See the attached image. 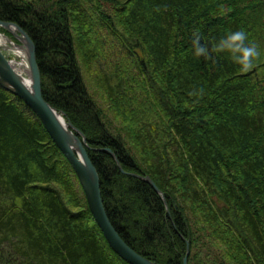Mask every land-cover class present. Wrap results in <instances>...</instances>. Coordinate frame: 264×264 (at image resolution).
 <instances>
[{
  "label": "trees",
  "instance_id": "1",
  "mask_svg": "<svg viewBox=\"0 0 264 264\" xmlns=\"http://www.w3.org/2000/svg\"><path fill=\"white\" fill-rule=\"evenodd\" d=\"M0 20L33 40L44 97L82 127L131 248L158 264H183L188 245V264H264V0H0ZM241 31L258 53L246 64L220 47ZM75 180L0 86V264H129Z\"/></svg>",
  "mask_w": 264,
  "mask_h": 264
},
{
  "label": "water",
  "instance_id": "2",
  "mask_svg": "<svg viewBox=\"0 0 264 264\" xmlns=\"http://www.w3.org/2000/svg\"><path fill=\"white\" fill-rule=\"evenodd\" d=\"M0 26L5 27L10 31H12L13 28L17 30L18 34L13 33L20 42L16 47L22 49L25 53V59L30 72V76L28 77L32 82L31 89H29L23 81H21L16 71L11 67V62L0 50V85L22 99L27 106L36 113L53 140L57 142L59 148L69 159L86 191L91 214L112 249L129 264H157L132 249L121 238L111 223L101 198V182L99 174L84 146V142L86 141H82L79 134L71 132L70 127L67 124L66 127L68 129L63 128L61 122L57 119V116L54 113L53 107L43 96L42 76L37 62L36 46L33 40L19 25L15 23L3 22L0 20ZM67 130L70 133H73L72 135L77 140L76 144L71 143V138L69 137ZM132 175L143 178L154 187L161 197H163L162 191L149 176L143 177L135 174ZM185 264H187L186 260Z\"/></svg>",
  "mask_w": 264,
  "mask_h": 264
},
{
  "label": "bare ground",
  "instance_id": "3",
  "mask_svg": "<svg viewBox=\"0 0 264 264\" xmlns=\"http://www.w3.org/2000/svg\"><path fill=\"white\" fill-rule=\"evenodd\" d=\"M0 42H3L2 41V38L0 37ZM1 46V45H0ZM16 50L18 51V49L16 48ZM10 62H11V67L16 71V73H17V75L19 76V78L21 79V81H23V83L29 88V89H31V85H32V82H31V80H30V78L29 77H25V76H23V73L24 72H27L28 73V75L30 76V72H29V68H28V65H27V63L26 62H19L18 60H16L15 58L13 59V60H9ZM1 86V85H0ZM2 87V86H1ZM3 88V90H5L7 93H9V94H13L10 90H8V89H5L4 87H2ZM14 95V94H13ZM43 96H44V94H43ZM45 98V97H44ZM92 99H95L94 98V96H92L91 97ZM46 99V98H45ZM22 100V99H21ZM47 101V100H46ZM47 102H49V101H47ZM49 104H51L50 102H49ZM51 106L53 107V109H54V113H55V115L57 116V119H59V121L61 122V125L63 126V128H65V129H68L67 127H66V124L70 127V131L71 132H73V133H77V134H79L80 136H81V140L83 141V140H85L86 142H84L85 143V149H87V151H88V146H89V143H88V140H87V136L85 135V133L82 131L83 129H82V127H80V125L79 124H77V123H75V125L72 123V121L70 120V119H68L66 116H65V111L64 110H60V109H58V108H56L55 106H53L52 104H51ZM67 132L69 133V137L71 138L70 140H71V143L72 144H76V142H77V140H76V138L72 135L73 133H70L68 130H67ZM114 133V132H113ZM115 134V133H114ZM73 141V142H72ZM54 142V144L57 146V148H59V145H57V142H55V141H53ZM73 146H75V145H73ZM59 150L62 152V150L59 148ZM92 150H94V151H102V152H108V153H110L111 154V156L114 158V160H115V163H116V165L118 166V167H120L121 168V162H120V160H119V158H118V156H117V154L111 149V148H101V149H96V148H94V149H92ZM63 153V152H62ZM64 154V153H63ZM89 154V153H88ZM65 155V154H64ZM90 156V155H89ZM65 157H66V155H65ZM67 158V157H66ZM67 160L69 161V159L67 158ZM92 161V160H91ZM69 163L71 164V162L69 161ZM93 163V162H92ZM94 165V164H93ZM71 166H72V168H73V165L71 164ZM74 169V168H73ZM122 169V168H121ZM123 170V169H122ZM74 172H75V174H76V176H77V178H78V180H75L74 181V183H75V185H76V187L77 186H79V187H81L82 188V190H83V192H84V195H85V197L87 196L86 195V191H85V189H84V187H83V185H82V183H81V181H80V179H79V177H78V174H77V172L74 170ZM97 172H98V170H97ZM125 172V171H124ZM125 173H127V172H125ZM98 174H99V172H98ZM128 175H131V173H129ZM135 175H138V174H135ZM140 176V175H139ZM137 178H139V177H137ZM141 180H143V181H145L143 178H140ZM147 182V181H146ZM148 183V182H147ZM148 184H150V183H148ZM151 185V184H150ZM152 186V185H151ZM153 187V186H152ZM154 188V187H153ZM155 190V189H154ZM156 191V190H155ZM157 192V191H156ZM158 193V192H157ZM101 198H102V200H104L103 199V194H102V190H101ZM86 199H87V197H86ZM162 199H163V202H164V205H165V208H166V210L169 212L170 211V208H169V206H168V203H167V201H166V199H165V196H164V194H163V197H162ZM88 202V201H87ZM103 205H104V207H105V203H104V201H103ZM89 206V205H88ZM90 209V208H89ZM122 238V237H121ZM123 239V238H122ZM124 240V239H123ZM141 255V254H140ZM143 256V255H142ZM152 261V260H151Z\"/></svg>",
  "mask_w": 264,
  "mask_h": 264
},
{
  "label": "clouds",
  "instance_id": "4",
  "mask_svg": "<svg viewBox=\"0 0 264 264\" xmlns=\"http://www.w3.org/2000/svg\"><path fill=\"white\" fill-rule=\"evenodd\" d=\"M246 39L245 33L244 32H236L234 34H231L227 40L222 41L220 47L221 48H229L232 49L233 52H242V56H235V59L240 62V63H248L249 58L258 55L256 53V50L254 48L250 47H245L243 45V41ZM196 47H195V54L196 55H204L206 54V48L199 43V37L196 38L195 41Z\"/></svg>",
  "mask_w": 264,
  "mask_h": 264
},
{
  "label": "rangeland",
  "instance_id": "5",
  "mask_svg": "<svg viewBox=\"0 0 264 264\" xmlns=\"http://www.w3.org/2000/svg\"><path fill=\"white\" fill-rule=\"evenodd\" d=\"M0 34H3V35H6V36H8L9 38H10V40H11V42H9L8 40H6V41H4V42H2V47H3V49L5 50V52H7L8 54H11V56L13 57V59L15 58L16 60H18L19 62H26V59H25V53H24V51L22 50V49H19V48H17L16 47V45H15V43L13 42V40H12V38L14 39V40H16V36H15V34H12L11 32H8L7 30H4V29H0ZM16 34H18L17 32H16ZM17 40H18V38H17ZM18 42V44H20V42L19 41H17ZM16 48L18 49V51L16 50ZM27 63V62H26ZM93 73L95 74V71H93ZM93 74V77H92V79L94 80V79H96V76ZM23 76H25V77H28L29 75H28V73L27 72H24L23 73ZM86 78L87 79H89L90 80V77L88 78L87 76H86ZM86 79V84L88 85V89H90V93L92 94V93H95V90H96V86H95V84L93 83H91L92 81H89V80H87ZM109 117H110V119H113L114 117H112V116H110V115H108ZM122 126V124H119L117 127H121ZM123 127V126H122ZM121 127V128H122ZM48 132V131H47ZM51 136V135H50ZM52 138V137H51ZM52 140H53V138H52ZM54 141V140H53ZM105 209H106V207H105ZM107 211V210H106ZM237 215H239V213H237ZM110 219V218H109ZM111 221V220H110ZM112 223V222H111ZM97 224V223H96ZM114 226V225H113ZM115 227V226H114ZM116 229V228H115ZM101 230V229H100ZM117 230V229H116ZM118 232V231H117ZM119 233V232H118ZM120 235V234H119ZM121 236V235H120ZM105 237V236H104ZM106 238V237H105ZM112 248V247H111ZM133 249V248H132ZM188 251H190V246L188 245ZM115 252V251H114ZM116 253V252H115ZM117 254V253H116ZM189 252H188V255L184 258V263L183 264H185V260L187 261V264H188V256H189ZM203 258H205L204 259V261H207V252L206 251H204V253L202 252V255H201V259H203ZM158 264V263H157ZM159 264H161V263H159Z\"/></svg>",
  "mask_w": 264,
  "mask_h": 264
}]
</instances>
